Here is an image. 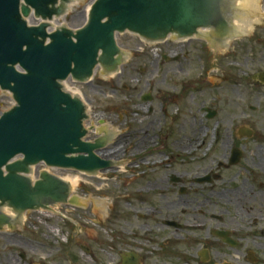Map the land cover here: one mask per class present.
I'll list each match as a JSON object with an SVG mask.
<instances>
[{"label":"water","instance_id":"95a60500","mask_svg":"<svg viewBox=\"0 0 264 264\" xmlns=\"http://www.w3.org/2000/svg\"><path fill=\"white\" fill-rule=\"evenodd\" d=\"M74 1L0 0V90L16 103L0 115V230H15L29 211L86 206L61 176L43 171L30 178L37 165L92 177L124 167L101 157L114 133L98 127L101 134L90 141L87 105L62 85L89 83L99 68L104 76L119 73L127 58L120 34L223 47L252 38L264 24L261 0H96L83 27L52 30ZM235 37L242 38L227 41Z\"/></svg>","mask_w":264,"mask_h":264},{"label":"rangeland","instance_id":"374dc122","mask_svg":"<svg viewBox=\"0 0 264 264\" xmlns=\"http://www.w3.org/2000/svg\"><path fill=\"white\" fill-rule=\"evenodd\" d=\"M92 1L74 7L61 24L82 27ZM117 40L127 52L121 71L104 76L99 68L92 81L77 87L89 108L87 128L94 130L90 140L105 123L114 128V142L103 152L124 167L98 177L53 171L77 178L74 194L91 202L83 209L61 205L50 214L28 212L17 230L0 231V264L24 263L16 256L21 252L37 262L63 245H75L76 264H114L115 215L133 214L126 201L157 180L150 163L226 155L223 142L242 125L240 116L251 114L249 107L259 104L249 91L257 88L251 77L264 73V24L256 26L252 38L221 49L199 39L150 45L120 34ZM147 94L152 99L144 101ZM13 103L8 92L0 91V113ZM205 108L217 109L219 115L210 119ZM47 169L38 165L36 175ZM105 200L106 210L97 212L96 202ZM81 245L90 246V257L80 252Z\"/></svg>","mask_w":264,"mask_h":264},{"label":"flooded vegetation","instance_id":"af4514ba","mask_svg":"<svg viewBox=\"0 0 264 264\" xmlns=\"http://www.w3.org/2000/svg\"><path fill=\"white\" fill-rule=\"evenodd\" d=\"M251 79L259 104L223 142L226 155L150 163L157 180L126 201L133 214L115 215L114 264H264V73ZM78 247L90 257V246ZM74 248L54 247L37 262L16 256L19 264H76Z\"/></svg>","mask_w":264,"mask_h":264},{"label":"bare ground","instance_id":"6f19581e","mask_svg":"<svg viewBox=\"0 0 264 264\" xmlns=\"http://www.w3.org/2000/svg\"><path fill=\"white\" fill-rule=\"evenodd\" d=\"M85 0H78V1H76L72 6H70L68 9H70V10H73L74 9V7H76L77 5H79V4H81V3H83ZM262 12H263V6H262ZM59 24H57V22H55V26H58ZM54 26V27H55ZM228 46L229 45H227V46H223V47H225V48H228ZM221 49V48H220ZM72 92L76 95H78L80 92L79 91H74V90H72ZM80 95V94H79ZM106 125V126H105ZM105 125H104V127L109 131V133H113V132H116V130H114V128L112 129V127L111 126H109L108 124H106L105 123ZM104 154H102L101 156L103 157H106L105 155H106V153L105 152H103ZM108 172V171H107ZM105 173V172H104ZM104 173H102V174H104ZM102 174L101 173H99L98 175L99 176H102ZM65 180L70 184V187H72V189H73V191L75 190V188H77V186H78V184H79V181H78V179L77 178H65ZM109 203H108V201H98V202H96V206L99 208L98 210H97V212H100V213H104V210H106V208H107V205H108Z\"/></svg>","mask_w":264,"mask_h":264}]
</instances>
